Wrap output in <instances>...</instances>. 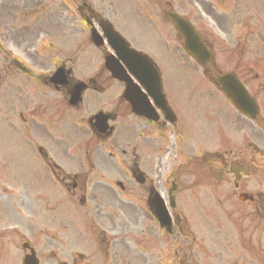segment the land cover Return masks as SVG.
I'll return each mask as SVG.
<instances>
[{
  "label": "flooded vegetation",
  "instance_id": "flooded-vegetation-1",
  "mask_svg": "<svg viewBox=\"0 0 264 264\" xmlns=\"http://www.w3.org/2000/svg\"><path fill=\"white\" fill-rule=\"evenodd\" d=\"M243 42L246 43V39ZM260 50H264V46H261ZM259 58L260 60L262 59V57ZM244 66L245 70H250L249 64H244ZM262 79H264V75ZM261 86L264 92V86L262 84ZM65 92L69 93L68 87ZM68 99H56L57 114L62 113L63 103H66ZM165 99L172 114L177 118L178 108L174 103L169 102L167 98ZM261 103H263L264 107V98H262ZM98 112L105 113L108 120L116 123V126L119 125L122 129L125 128L131 131L135 142H126L121 137H118L119 134L112 137L116 130L115 125L112 128V133L109 134V138L106 139V136L101 134L95 125V119L90 117L87 121L88 131L89 134L93 135L95 141L88 138L85 142L78 145L75 144V146L71 143L68 146L60 147L59 156L61 158H58L55 162L49 158L48 153L40 151V154L46 164L47 174L52 180L59 182L72 198L78 200L84 210L93 212L95 216L103 220H109V222L102 223V228L95 229V234L103 237V245L99 242V247L100 251L105 253L108 262L110 257L114 262L119 257L121 246L117 244L118 237L116 234L121 233L122 228L115 223V219L119 216L118 211L112 212L110 217H105L102 211L103 205L115 207V204H117V209L122 212L123 208H125L127 213L138 222L142 220L144 223L148 219L153 226L150 228V223L146 222L147 234L148 237L150 235L153 236L154 227L157 226L160 229L154 217L155 212L159 208L157 203L153 201V197L155 193L160 195L158 184L162 175L166 180L165 193L167 201L170 195L173 196L176 207L174 210H170L168 208L169 202L166 204L168 210L172 211L173 221L175 222V227L171 228L169 226L167 232L176 237L175 240L179 243L181 242L182 231L187 228V221L184 217L186 212L183 209L185 201L183 198L189 199L193 197L196 204L201 207L198 195L202 193L203 188H208L214 199L217 198L218 194L230 199L226 188L220 191L217 190L218 184L221 182L229 183L227 188L231 189L232 196H236L233 185L234 175L236 174L231 173L229 167V162L235 160L236 156L252 173L249 162L243 161V158L246 157L248 159L252 155H257L259 162H255V166L262 168V173L264 174V150L253 148L245 151L244 154L234 155L225 148L222 150L198 149L197 143L187 149L186 138L183 134L180 136V164L166 165L164 159L160 158V154L165 148L169 147L167 143L169 131L170 128L173 129L175 127L170 124V117L166 116L162 111L156 110L157 115L154 114L156 121H146L144 118L133 115L131 107L123 98H115L113 102L109 103L108 108H103ZM227 118H230L228 114ZM97 123L102 124V119L99 118ZM262 130L264 132V129ZM104 140H110V142L105 143ZM106 147L111 151L108 152L110 160L102 158ZM79 150H83L85 164L75 166L70 161L77 156ZM214 152H221V154ZM218 160L219 163H217ZM64 163L66 164L65 166ZM226 172H229V174ZM213 174L216 175L215 179ZM251 177L255 178L256 176L250 174ZM248 181H244L243 184L240 182V186L242 184V192L247 189ZM193 187H196L198 191L192 189ZM258 187L252 188L251 194L253 197L255 196V199L252 197L251 204L254 211L261 218H264V193L258 190ZM249 192L246 191L245 193ZM244 198L246 199L247 197ZM175 216L179 218L177 221L174 220ZM257 229L255 228V230ZM161 230L162 232L164 231L163 229Z\"/></svg>",
  "mask_w": 264,
  "mask_h": 264
},
{
  "label": "rangeland",
  "instance_id": "rangeland-1",
  "mask_svg": "<svg viewBox=\"0 0 264 264\" xmlns=\"http://www.w3.org/2000/svg\"><path fill=\"white\" fill-rule=\"evenodd\" d=\"M33 1L34 0H15L9 3V7L16 8L15 10L18 9V11H21L23 6H27V8L31 7ZM118 1L121 12H118L120 16L115 19L117 27L126 35L128 40L132 42L133 45L143 48L155 55V60L160 63L159 66L164 73V88L167 97L171 98L172 101H175L176 98H181L182 103L184 101L183 99L192 98L197 104L198 98H210L208 93H201V91L196 87V74L194 72H190L186 65H177L172 56H169L168 60V55L161 51L162 49L157 43V38L153 36L154 33H152L134 14L133 10L129 6L128 0ZM156 1L163 5L167 1L170 2L171 0ZM155 9L158 8L155 7ZM67 12L69 13V11L64 10V12L59 15L67 14ZM0 31L4 32L2 27L0 28ZM65 40L66 39L64 38V43ZM176 58L182 60L183 56L178 55ZM183 61L185 62L184 59ZM84 72L85 71L79 70L78 75H82ZM201 85L203 87L206 86L204 82H202ZM114 97L115 91L113 89L102 96H95L93 93L87 94L85 96L86 114L92 113L99 107L106 106V104ZM182 106L180 109L181 112L186 110V119L192 118V115L190 113L188 114V108L185 105ZM85 117L87 116L85 115ZM197 119L199 123L201 122L204 125L203 130L208 128L207 133H215L213 127L210 128L204 123L205 120H203L202 115L198 116ZM197 129L200 128L197 127ZM51 131L60 134L63 130L59 129ZM232 137L234 141H238L239 132L234 130L232 132ZM62 142L65 146H68L72 143V137L64 136V138H62ZM34 164L35 161L33 157L24 148V145H22L16 137L6 131L4 126L0 124V172L12 181H22L27 191L41 192L43 195H47L48 190L50 189L49 182L39 175L38 171H35ZM8 183L5 179L0 180V207H2V204L4 205V208L2 209L7 218H5V222L4 218L0 221V264H6L5 255L9 250L18 256L14 261V255H12V252L9 253V255H12V259L9 260V264H21L22 253L20 245L23 240H27L35 245L38 254L42 257V264H52V262H49L48 260L49 252L54 248V246L50 245V239H52V236L54 237L56 235V231H58L57 228L61 229V227H64L65 224H69V222L76 224L78 220L76 214L71 210H68L67 205L58 209V212L55 214H50L46 211L40 212L41 214H39L38 210L34 209V205L33 209L31 208L29 211H26L23 209V196L27 193L29 198L34 199L33 201L36 203V194L29 192L25 193V190H23L20 186L21 184L19 185L18 182L16 185ZM49 197L52 200L58 199L56 194H51ZM188 209L191 208L188 207ZM41 215H43V217ZM0 216L3 217L1 213ZM79 221L82 223L81 219H79ZM191 221L193 224L198 226V221L196 219L191 218ZM81 227L82 226L80 225L79 228ZM205 232L207 233V231ZM83 239L85 238L80 237L77 241L80 246L85 245ZM203 248L207 250L206 254L203 253V258L208 259L210 261L209 264H218V261H222V264H229V262L231 264H236V259L234 257L228 259L226 253V243H224V246H219L215 250H211V247H207V245H204ZM89 249L90 246L87 243V250ZM229 249L233 251V248L230 246ZM218 251L220 252L219 256L217 255ZM205 255H208L207 258ZM173 260L174 257H170L169 259L166 258L165 263L168 264L169 262H173ZM155 264H158L157 261ZM243 264H258V262L247 257L244 259Z\"/></svg>",
  "mask_w": 264,
  "mask_h": 264
}]
</instances>
